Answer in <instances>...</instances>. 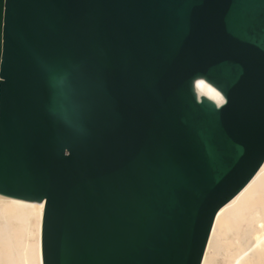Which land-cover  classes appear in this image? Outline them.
I'll return each instance as SVG.
<instances>
[{
    "label": "water",
    "instance_id": "1",
    "mask_svg": "<svg viewBox=\"0 0 264 264\" xmlns=\"http://www.w3.org/2000/svg\"><path fill=\"white\" fill-rule=\"evenodd\" d=\"M264 162V0H0V194L45 200L44 264H201Z\"/></svg>",
    "mask_w": 264,
    "mask_h": 264
},
{
    "label": "bare ground",
    "instance_id": "2",
    "mask_svg": "<svg viewBox=\"0 0 264 264\" xmlns=\"http://www.w3.org/2000/svg\"><path fill=\"white\" fill-rule=\"evenodd\" d=\"M45 204L0 194V264H44ZM201 264H264V162L219 209Z\"/></svg>",
    "mask_w": 264,
    "mask_h": 264
}]
</instances>
